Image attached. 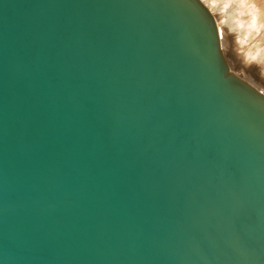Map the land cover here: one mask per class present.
<instances>
[{
    "label": "water",
    "instance_id": "95a60500",
    "mask_svg": "<svg viewBox=\"0 0 264 264\" xmlns=\"http://www.w3.org/2000/svg\"><path fill=\"white\" fill-rule=\"evenodd\" d=\"M0 264H264V92L203 0H0Z\"/></svg>",
    "mask_w": 264,
    "mask_h": 264
},
{
    "label": "bare ground",
    "instance_id": "6f19581e",
    "mask_svg": "<svg viewBox=\"0 0 264 264\" xmlns=\"http://www.w3.org/2000/svg\"><path fill=\"white\" fill-rule=\"evenodd\" d=\"M203 2L216 18L221 51L229 69L264 92V0ZM234 29L236 36L231 33ZM235 39L236 46L243 49V56L239 58H235L237 54L233 56Z\"/></svg>",
    "mask_w": 264,
    "mask_h": 264
},
{
    "label": "rangeland",
    "instance_id": "374dc122",
    "mask_svg": "<svg viewBox=\"0 0 264 264\" xmlns=\"http://www.w3.org/2000/svg\"><path fill=\"white\" fill-rule=\"evenodd\" d=\"M231 33H232L234 36L237 35V31H236L235 29H234L233 31L231 30ZM236 40H237V39H235V41H236ZM235 41H234V46H235V47L233 46L234 48L232 49V51H233V52L236 51V52H235L234 54H233V53H232V54H233V56H234L235 54H237V55H235V58H239L240 56H243V54H242L243 52H241V50L243 51V49L239 48L240 46L238 47V45L236 46L237 41H236V43H235ZM234 49H235V50H234ZM232 51H231V52H232ZM238 51H239V54L237 53ZM230 60H231V58H230Z\"/></svg>",
    "mask_w": 264,
    "mask_h": 264
}]
</instances>
